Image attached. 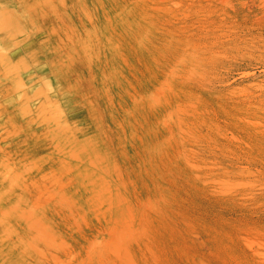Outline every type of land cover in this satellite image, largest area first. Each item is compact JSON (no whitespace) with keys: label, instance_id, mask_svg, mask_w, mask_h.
<instances>
[{"label":"rangeland","instance_id":"rangeland-1","mask_svg":"<svg viewBox=\"0 0 264 264\" xmlns=\"http://www.w3.org/2000/svg\"><path fill=\"white\" fill-rule=\"evenodd\" d=\"M0 264H264V0H0Z\"/></svg>","mask_w":264,"mask_h":264}]
</instances>
